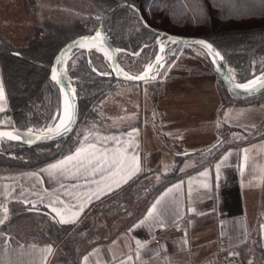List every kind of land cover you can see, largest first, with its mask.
Returning <instances> with one entry per match:
<instances>
[{
    "label": "trees",
    "instance_id": "obj_1",
    "mask_svg": "<svg viewBox=\"0 0 264 264\" xmlns=\"http://www.w3.org/2000/svg\"><path fill=\"white\" fill-rule=\"evenodd\" d=\"M72 1L71 4L69 0H24L36 19L29 36L22 43L14 44L0 35V68L8 98V108L0 113V126L39 129L52 124V118L57 114L61 115L60 87L51 82L49 76L56 53L71 38L92 32L101 16L122 1L136 5L150 26L144 27L139 13L130 5L119 6L105 18L106 31L116 46L135 52L142 50V57L138 58L127 52L119 53L120 63L128 72L138 73L144 70L146 62L153 61L159 48L157 40L163 37L157 31H167L210 39L225 54L239 82L264 73V0H82V5L77 3L78 0ZM56 6L63 10L56 9ZM67 6L71 9L67 10ZM171 48L168 45L167 50ZM174 57L175 54L167 62ZM206 57L213 67L210 57ZM93 68L97 71H92ZM68 69L80 96L78 123L84 121L86 130L93 126L103 130L115 128L107 124L110 119L103 115L105 97L122 84L141 82L111 76L110 61L102 53H90L80 48L69 59ZM219 80L224 106L232 105L233 100L245 105L264 103V92L254 97H242L232 93ZM230 129L228 124L221 125V141L213 147L218 148L213 158L240 143L238 140L226 142L231 137ZM75 133L76 130L66 138L34 147L0 141V171L37 168L69 153L82 137V133L78 137ZM246 136L249 140L264 138V119ZM191 170L179 172L176 168L155 176L156 181H151L147 174L140 176L118 194L121 201L111 209V214L122 209L125 203L135 211L130 222L135 220L166 184ZM11 208L10 218L0 228L11 231L12 225L25 224L26 233L15 232L20 238L58 244L60 252L50 264H78L81 250L102 240L97 235L102 224L95 214L88 215L84 222L71 230V226L60 224L43 210L30 211V207L20 202H13ZM260 214L250 226L247 241L237 249L251 264H264V218ZM22 219H25L24 224Z\"/></svg>",
    "mask_w": 264,
    "mask_h": 264
},
{
    "label": "crops",
    "instance_id": "obj_2",
    "mask_svg": "<svg viewBox=\"0 0 264 264\" xmlns=\"http://www.w3.org/2000/svg\"><path fill=\"white\" fill-rule=\"evenodd\" d=\"M182 56H175L165 64L157 79L148 81L154 92L152 104L150 103L148 109L150 113L148 122L131 123L106 130L94 129L100 137L116 136L122 141H127L128 133L135 128L138 133L134 134L135 142L138 144L135 151L141 157L142 171L121 188L102 194L99 199L93 197V202L86 205L84 212L74 224H63L71 226L72 230L84 222L88 215L94 214L102 224L97 231L102 240L90 248H83L79 254L78 264H84V256L89 257L88 264H121V261L125 264H218L222 258V251L218 246L221 235L230 236L235 249L247 241L252 224L251 199L264 186V138L240 140L237 145L221 151L217 158L202 163L191 159L197 156L195 149L211 145L219 139L222 124L243 126L231 121L237 112L234 107L223 105L219 89L220 80L216 71L207 67H200L201 69L197 67L195 70L198 71L192 72L190 68L182 65L183 62L180 60L186 58ZM200 76H204L205 79L202 78V81L195 79ZM0 83L4 87L1 68ZM184 87H189L190 91L200 88L201 90H196L205 93L203 96L200 93V103L198 102L189 112L184 110L183 105H177L179 94L173 92L183 90ZM209 91L217 94L216 97L210 99L207 94ZM4 92L5 100L0 104L5 111L8 108L5 87ZM173 101L177 104L173 105ZM259 105L264 103L248 104L245 107ZM82 139L83 135L80 141ZM93 142L98 143V146H115L110 140ZM175 144H182L193 152L181 155L177 148H174ZM77 147L79 143L69 153L37 168L0 171V205L9 209L8 219L12 214L13 202H20L27 207L45 211L58 222L59 218L46 206L49 203L48 194L54 193L66 203L76 204L75 199L65 195L66 190L75 193L95 190V185L89 184L83 176L79 178L57 176L50 179L47 173L41 172L48 164L73 153ZM132 152L133 149L129 148V153ZM226 155L228 159L223 160ZM188 160H192V163H188ZM222 160L217 175L216 165ZM176 168L179 172L192 170L166 184L135 220L130 222L135 211L131 210L130 206H125V203L122 204V209L118 208L111 214V209L121 201L118 194L132 181L146 174L151 181H156L155 176ZM205 170L208 175L201 176L200 173ZM32 173L38 175L33 176ZM189 180L192 181L191 186ZM204 184L208 187H203ZM77 185L79 187H76ZM174 185H180L181 188L178 192L170 194L168 201L171 204L174 198L179 200L180 216H170L165 226L154 227L151 230L147 227H135L147 215L148 209L156 199ZM2 217L3 213L0 212V218ZM158 229H161L164 249L154 241ZM19 236L14 230L0 228V264H6L8 261L11 264H50L60 252L58 244L23 239ZM185 239L187 243H184ZM136 240L146 244V247L140 250L139 257ZM20 246H23L24 255L20 254ZM49 246L52 252L42 260L40 250ZM30 252L31 255L28 254ZM129 256L132 257L131 261H128Z\"/></svg>",
    "mask_w": 264,
    "mask_h": 264
},
{
    "label": "snow or ice",
    "instance_id": "obj_3",
    "mask_svg": "<svg viewBox=\"0 0 264 264\" xmlns=\"http://www.w3.org/2000/svg\"><path fill=\"white\" fill-rule=\"evenodd\" d=\"M133 10L135 11V7ZM144 27H147V24L144 23ZM172 43H183L186 46L198 45L200 49L206 53L207 56L212 57V63L217 66H222L224 60L223 56L219 51H217L211 43L206 42L204 39L196 40H179L174 37H167ZM157 43L160 45V53H164L165 47L164 42L157 40ZM78 47L80 49H87L90 53L92 49H95L96 52L103 53V56L107 60L111 61L110 68L117 76H123L125 80L129 81H145L149 79H155V76H150L149 74L153 72V69L156 68V74L159 75V68L163 67L162 61L165 60L163 55H156L154 63L149 62L141 74L130 75L128 72L124 71L118 63L115 61V57L110 48V45L107 44L105 37L102 35L101 31H96L95 35L85 36L78 41L74 42V45H70L66 51H62L59 57L56 59V65L62 66L58 70L57 66L51 67V76L50 81L54 82L56 85H64L65 77L67 75V69L63 66L68 64L70 59L69 53L72 51V47ZM147 47V45H145ZM119 51V50H117ZM199 54V53H198ZM19 55V53H16ZM139 55V53H135ZM78 59V57L76 58ZM72 66H75V59L72 60ZM92 71H97L96 68H93ZM231 72V69H228ZM105 75L107 73H101ZM234 87L236 89H241L244 92L251 93L257 88H264V73L259 76H254L252 79H248L244 83H235ZM60 92L63 95V114H57L53 117V123L46 125L42 129H33L28 128L23 136L28 137L27 142L32 143L33 139L40 140L45 138H52L53 136H62L66 133H69L73 130V125L76 120V106L73 102V99L76 94V89L71 87V81L68 82L66 87H60ZM71 93V96H70ZM5 100V92L3 84L0 83V102ZM4 111V107L0 104V112ZM58 121V122H57ZM10 123V122H9ZM134 134H138L135 128L132 129V132L128 133L129 139L127 141H122L119 137L116 136H105L100 137L94 132L93 128H90L82 133L83 139L79 142V147L69 155L64 156L62 159L56 161L55 163H50L46 168L41 169L42 173H47L49 178H55L57 176L79 178L83 176L89 184L95 185L94 191L75 193L73 191H65V195L71 196L77 201L76 204L66 203L64 200H61L56 194H48L49 203L46 205L51 208V211L55 213L56 217L59 218L60 224H74L78 218L81 216V213L84 212L87 204L93 202V197L99 199L102 194L108 192H113L116 189L121 188L123 184H127L130 180L133 179L138 173L142 171V161L140 155L135 151L138 148V144L135 142ZM22 135L18 129L13 128L11 131H0V141L7 139L9 141H20ZM95 141H113V147L107 146H98V143ZM129 148L133 149V152L129 153ZM227 155L223 160H227ZM216 165L217 175L221 168V164ZM167 168V165L165 166ZM31 175L36 176L37 173H32ZM201 176H207L208 172L205 170L200 173ZM99 176V179L95 177ZM91 178V179H89ZM192 181L189 180V185L191 186ZM61 187H65L61 185ZM76 187H79L78 185ZM203 187L207 188L208 185L204 184ZM180 185H174L172 188L167 189L155 203L152 204L151 208L148 209L147 215L139 221L135 227H147L151 230L154 227H163L166 225V222L170 216H180V202L177 198H174L171 204L168 201L170 194L178 192L180 190ZM43 197H41V201ZM35 207V204H33ZM9 209L0 205V212L3 213V217L0 218V225L8 219ZM189 211H194V209H189ZM136 250L137 257H139L140 250L146 247L145 243H142L140 240H136ZM184 243H187L185 239ZM21 248V255H24L23 246ZM35 251V248H32V252ZM52 252V248L46 247L40 250L41 259L43 260L47 254ZM31 255L32 253H28ZM84 264H88L89 257H83ZM132 257H128V261H131ZM6 264H11L10 261ZM121 264H125L124 261H121ZM251 264V262H250Z\"/></svg>",
    "mask_w": 264,
    "mask_h": 264
},
{
    "label": "rangeland",
    "instance_id": "obj_4",
    "mask_svg": "<svg viewBox=\"0 0 264 264\" xmlns=\"http://www.w3.org/2000/svg\"><path fill=\"white\" fill-rule=\"evenodd\" d=\"M69 1L72 4L73 1L72 0ZM77 3H80L82 5V0H78ZM60 7L61 6H56V9H61ZM70 9H71L70 6H67V10ZM35 23H36V19L28 11L24 3V0H0V35L6 38L7 40L13 42L14 44L22 43L25 40V38L29 36L31 27ZM188 47L181 49L177 54H175V56L183 55L182 57L184 58L186 57L184 60H180L181 62H183L182 63L183 66H187L188 68L191 69L192 72L195 73L198 71L195 70L197 69V67L199 69H201L200 67H207L209 69L210 68L213 69L210 62H208L209 60L207 59L206 54L201 49L196 48L195 46H188ZM119 48L121 49L122 53L127 52L131 57H135V58L142 57L140 56L141 55L140 53L142 51L141 49L135 52V51L127 50L123 47H119ZM188 49L191 50L188 51ZM84 50L86 52H89L87 49ZM91 51L96 52L95 49H92ZM135 53H139V55H135ZM190 57H192V59ZM199 58H202V60ZM171 60H173V58L170 59V61ZM133 61L135 62L136 59H134ZM207 62L210 66L207 64ZM147 64L148 62H146L144 69L146 68ZM232 70L235 79L238 81L233 68ZM259 75L261 74H258L256 76ZM202 78L203 80L205 79L204 76H200V78H195V79H199V81H202ZM210 87L212 89V83ZM196 89L201 90L200 88H196ZM196 89L194 88V90L190 91L189 87H184L183 90L173 91L179 94L177 100L179 101V103L177 104L176 102L173 101L172 104L173 105L177 104L178 106L183 105L184 110H186L187 112L192 111V107L196 106L197 103L199 102L200 93L201 96L205 95L203 91H198ZM153 93H154L153 87L151 86V84H149L148 81L141 82L139 84H122L118 86L116 90L111 91L103 101V108H102L103 115L110 119L109 121H107V124L113 127H122L125 125H130L131 123H140L142 121H144L145 123L146 121L148 122V116L150 115V113H148V109L150 103L152 104L153 101ZM207 94L210 99L216 97L217 95L214 94V92L212 91H209ZM232 106L234 107L233 109H235V111L237 112L234 113L231 121L243 127L237 125H230L231 131H229L230 133L229 136L231 135V137L226 142L248 139L246 134L248 132L255 131L260 124L258 122L264 119V105L245 107L244 102L238 103L233 100ZM236 107H241V108H236ZM42 128L45 127H39V129ZM86 129H87V125L84 121L80 124L77 123V126L74 129L76 130L75 137H78ZM219 135H220L219 139L215 143L195 149V153H197V156H193L191 159L197 161L198 163H202L213 158L218 151V148H213V147L220 142L221 133H219ZM173 146L174 148H177L178 152L191 151L188 150L182 144L181 145L175 144ZM187 162L192 163V160H188ZM251 201H253L252 203H250L252 223H253L254 219L257 216H259L260 214L259 212H261L260 215H262V217L264 218V186L262 190H260V192H258L256 195L253 196ZM21 221H23L24 224L25 219H22ZM24 226H21L18 223L12 225L11 229L17 233H26L28 228Z\"/></svg>",
    "mask_w": 264,
    "mask_h": 264
},
{
    "label": "water",
    "instance_id": "obj_5",
    "mask_svg": "<svg viewBox=\"0 0 264 264\" xmlns=\"http://www.w3.org/2000/svg\"><path fill=\"white\" fill-rule=\"evenodd\" d=\"M121 5H130L131 7L134 6L135 7V10L139 13V16H140V19L143 23H146L147 24V27H150L148 22L146 21V19L144 18L141 10L134 4H131L129 3L128 1H122V2H119L118 4H115L113 5L111 8H109L100 18V21L97 25V27L92 31V32H89V33H84V34H80V35H77L73 38H71L70 40H68L67 42H65L61 47L60 49L58 50V52L56 53L54 59H53V62L51 64V67L52 66H57L58 70H60V68L62 66H59V65H56V59L59 57V55L61 54L62 51H66L68 49V47L70 45H74V42L75 41H78L80 40L81 38L85 37V36H92V35H95V32L96 31H101L102 32V35L105 37L106 41H107V44L110 45V48L113 52V55L115 57V61L116 63L119 64V66L124 69L120 63V59H119V53L121 52V49L116 46L114 44V42L112 41V39L110 38V36L108 35L107 31H106V27H105V18L108 14H110L111 12H113L116 8H118L119 6ZM133 8V7H132ZM159 32L163 37H161L159 40L163 41L164 42V47H165V51L164 53H160L159 49H160V45H159V48H158V52L156 55H163L165 57V60L162 61V64H163V67L165 66V64L167 63L168 59L176 54L178 51H180L181 49L185 48V47H188L186 45H184L183 43H172L171 41H169L167 39V37L171 36V37H174V38H178L179 40L183 41V40H196V39H204L206 42L208 43H211L213 45V47L219 51L221 53V55L223 56L224 60L222 62V66H217V65H214L213 64V69L216 71V73L218 74L219 78L223 81V83L228 87V89L234 93V94H237V95H240L242 97H254V96H257L259 94H262L264 92V88H257L255 89L254 91H252L251 93H247V92H244L243 90L241 89H236L234 87V82L235 83H241V82H238L235 77H234V74H233V70H232V67L227 59V57L225 56V54L222 52V50L214 43L212 42L210 39L206 38V37H202V36H197V35H180V34H175V33H170V32H167V31H157ZM168 45L172 46V48L170 50H167V47ZM191 46H196V47H199L198 45H191ZM200 48V47H199ZM79 49L78 47H75L73 46L72 47V51L69 53V57L72 56V54L74 53L75 50ZM119 50V51H117ZM15 53H18V52H15ZM156 57V56H155ZM212 59V57H211ZM155 61V58L153 59L152 63H154ZM112 62L110 61V64ZM67 69V75L65 77V83L64 85H59V87H66L68 82L71 81V87L72 88H75L76 89V94H75V97L73 99V102L76 106V120H75V123L73 125V130L69 133H66L62 136H53L52 138H45V139H40V140H35L33 139V142L32 143H28L27 140H28V137L26 136H23V134L27 131L28 128H21V127H15V126H0V131H11L13 130V128L15 129H18L22 135V139L20 141H11V142H16L18 143L19 146H23V147H34V146H37V145H40V144H45V143H50V142H53V141H58L60 139H63V138H66L68 137L75 129V127L77 126V123L80 119V96H79V92H78V88H77V85L76 83L73 81V78L72 76L70 75V72H69V69H68V64L63 66ZM163 67H160L159 68V75L163 69ZM228 69H231V72L228 71ZM124 71L128 72L127 70L124 69ZM144 71V70H143ZM143 71L141 72H138V73H131V72H128L130 75H137V74H141ZM110 75L115 77V78H118V79H121V80H124V81H129V80H125L123 78V76H117V74L115 72H113L110 68ZM150 76H155V79H157L159 77V75L156 74V68L153 69V72L149 74ZM49 76H51V68H50V74ZM155 79H149V80H155ZM148 80V81H149ZM129 82H145V81H129ZM70 96H71V93H70ZM63 114V95H62V109H61V115ZM58 122V121H57ZM32 128V127H31ZM34 129V128H33ZM3 141H9L7 139H4ZM193 151H184V152H180L179 154L181 155H187V154H190L192 153ZM30 211H37V212H40L42 211L41 209H38V208H29Z\"/></svg>",
    "mask_w": 264,
    "mask_h": 264
},
{
    "label": "built area",
    "instance_id": "obj_6",
    "mask_svg": "<svg viewBox=\"0 0 264 264\" xmlns=\"http://www.w3.org/2000/svg\"><path fill=\"white\" fill-rule=\"evenodd\" d=\"M160 232L161 229H158L154 241L164 249V241ZM218 246L222 251V258L218 264H250V260L242 256L239 251L234 248L230 236L221 235L218 239Z\"/></svg>",
    "mask_w": 264,
    "mask_h": 264
}]
</instances>
